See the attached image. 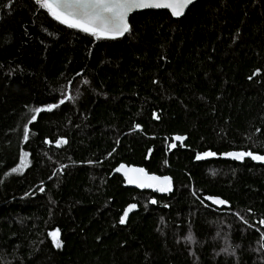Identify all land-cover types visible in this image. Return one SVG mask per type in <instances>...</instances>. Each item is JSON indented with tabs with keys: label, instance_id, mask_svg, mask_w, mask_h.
I'll list each match as a JSON object with an SVG mask.
<instances>
[{
	"label": "trees",
	"instance_id": "obj_1",
	"mask_svg": "<svg viewBox=\"0 0 264 264\" xmlns=\"http://www.w3.org/2000/svg\"><path fill=\"white\" fill-rule=\"evenodd\" d=\"M129 27L97 39L36 0H0V264H264V166L219 159L264 155V0L143 11ZM80 80L76 106L34 112ZM174 136L187 140L173 150ZM205 152L218 159L194 161ZM121 164L173 193L149 204L112 176Z\"/></svg>",
	"mask_w": 264,
	"mask_h": 264
},
{
	"label": "snow or ice",
	"instance_id": "obj_2",
	"mask_svg": "<svg viewBox=\"0 0 264 264\" xmlns=\"http://www.w3.org/2000/svg\"><path fill=\"white\" fill-rule=\"evenodd\" d=\"M39 7L44 8L48 13L60 23L67 25L70 28L79 29L82 32L88 33L97 39L100 38H116L122 36L130 31L128 24L129 14L138 9L145 8H165L171 11L173 16H181L187 6L193 3V0H36ZM251 79V77H250ZM71 99V97H68ZM60 103H64L61 100ZM58 104L49 105L47 109L37 108L34 112L39 113L41 111H51L58 107ZM36 117L33 115L32 120ZM139 127V126H137ZM29 131L24 129V139L27 140ZM177 141H182L184 138L177 136ZM58 143H66V141H60ZM170 147L175 148L176 145L172 144ZM217 154L214 152H205L198 154L196 159H204L207 157H213ZM233 159L241 160L245 157H250L253 160L264 162V155H257L251 151L243 152H229L225 154ZM28 153H23L20 158V164L13 168L14 173H21L25 167L28 166L30 161L27 159ZM125 166L121 165L116 171L119 172ZM129 172L136 173V176H128L129 183H137L140 187H153L158 186L160 191H170L171 181L169 177H157L148 175L144 169L133 168L129 169ZM43 190V189H41ZM208 199L213 200V203L223 205L226 201L220 199ZM152 203H156L155 200ZM136 205H130L127 210L124 211L120 217V223L124 224L127 220L130 211L135 209ZM264 225V220L260 222ZM52 238L54 246L57 248L63 247V242L60 239L59 230H55L49 233ZM191 239V237H189Z\"/></svg>",
	"mask_w": 264,
	"mask_h": 264
},
{
	"label": "water",
	"instance_id": "obj_3",
	"mask_svg": "<svg viewBox=\"0 0 264 264\" xmlns=\"http://www.w3.org/2000/svg\"><path fill=\"white\" fill-rule=\"evenodd\" d=\"M197 1H200V0H193V3H192L191 5H189V6H187V8L184 10L183 15H181V16H173V15L171 14V11H170L169 9H165V8H145V9L134 10V11H132V12L129 14V16H128V18H127V19H128V24H129V18H130L131 15H133V14H135V13H138V12H143V11H167V12H169V13L171 14L172 18H174V19H180L181 17H183V16L185 15L186 11H187V10H188L193 4H195ZM126 34H127V33H125V34L122 35V36H118V37H116V38L123 37V36H125ZM175 137H177V136H174V137L172 138V144H175V145H177V144H179V145H183V143L186 142V140H187L186 136H180V137H183V138H184L182 141H177V140L175 139ZM172 144H171V145H172ZM229 152H243V151H229ZM229 152H226V153H229ZM226 153L221 154V155L219 156V159L222 160V161H231V162H235V163H238V164H242L245 160H249V161L253 162V163L256 164V165L264 166V162L257 161V160H253V159H251L250 157H245V158H243V159H241V160H237V159H233V158H231V157L226 156V155H225ZM196 157H197V155H196ZM196 157H195V160H194L195 162H202V161H209V160H212L213 158H216L217 156L207 157V158L200 159V160L196 159ZM121 165H124L125 167H124L123 169H121V171L117 172L116 169H117V168H120ZM121 165H119V166H118V167L112 172V176H113V175H117V176L121 177L122 180H123V182H124V183H123V187H124V188L132 189V190H136V191H139V192H150V193H153V194L158 195V196H160V197L169 196L170 194L173 193V182H172V179H171L170 177H169V178H170V181H171V190H170V191H160V190H158V186H157V185H154L153 187H140L137 183H129L127 177H128V176H136V175H138V174H136V173L129 172V169H133V168L139 169V168H141V167L127 166V165H125V164H121ZM142 169H143V168H142ZM144 170H145V169H144ZM145 172H146L148 175H151V176H157V175H155V174H149L146 170H145ZM157 177H161V178H163V177H168V176H157ZM213 199H220V198H213ZM153 200H154V199L149 200V204L156 206L157 203H152ZM220 200H221V199H220ZM155 201H156V200H155ZM210 203H212V205H213L214 207L218 208V209H221V208H228V207H229V205H228L227 203H226V204H223V205H219V204H215V203H213V200H210ZM130 205H133V204H130ZM130 205H128V206L124 209V211L127 210V209L129 208ZM134 205H136V204H134ZM124 211H123V213H124ZM136 212H138V206H137V205H136L135 209H133L132 211L129 212L128 217H127V220H126L125 223H127V221L129 220V218H130L134 213H136ZM125 223H124V224H125Z\"/></svg>",
	"mask_w": 264,
	"mask_h": 264
},
{
	"label": "rangeland",
	"instance_id": "obj_4",
	"mask_svg": "<svg viewBox=\"0 0 264 264\" xmlns=\"http://www.w3.org/2000/svg\"><path fill=\"white\" fill-rule=\"evenodd\" d=\"M86 86H87V81L80 80V81H76L71 86L62 87L59 93V100L57 104L60 106L61 105L60 101L64 100V103L70 104L72 106H76L81 96L82 89ZM68 97H71V99H69Z\"/></svg>",
	"mask_w": 264,
	"mask_h": 264
},
{
	"label": "flooded vegetation",
	"instance_id": "obj_5",
	"mask_svg": "<svg viewBox=\"0 0 264 264\" xmlns=\"http://www.w3.org/2000/svg\"><path fill=\"white\" fill-rule=\"evenodd\" d=\"M184 143H185V142H184ZM184 143H183V144H184ZM170 145H171V144H170ZM177 145H179V144H177ZM177 145H176V146H177ZM170 148H172V147H170ZM172 149L174 150V149H176V147H175V148H172ZM217 159H218V157H216V158H213V159H212V160H210V161L217 160ZM207 164H208V163H207ZM172 182H173V181H172ZM151 194H153V193H151ZM153 195H154V197H151V198H150V200H151V199H154V200H156V203H157V205H158V202H159L158 198L169 197L171 194H170L169 196H164V197H160V196H158V195H155V194H153ZM145 196H146V197H148V195H145ZM211 204H212V203H211Z\"/></svg>",
	"mask_w": 264,
	"mask_h": 264
}]
</instances>
